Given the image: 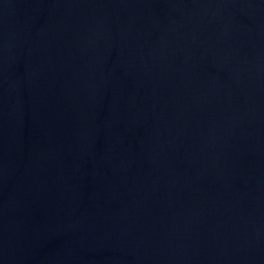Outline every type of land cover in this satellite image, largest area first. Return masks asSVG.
Listing matches in <instances>:
<instances>
[{
	"label": "water",
	"instance_id": "obj_1",
	"mask_svg": "<svg viewBox=\"0 0 264 264\" xmlns=\"http://www.w3.org/2000/svg\"><path fill=\"white\" fill-rule=\"evenodd\" d=\"M0 264H264V0H0Z\"/></svg>",
	"mask_w": 264,
	"mask_h": 264
}]
</instances>
